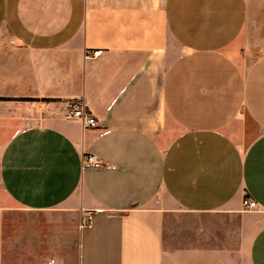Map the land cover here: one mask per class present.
<instances>
[{
    "label": "crops",
    "instance_id": "obj_1",
    "mask_svg": "<svg viewBox=\"0 0 264 264\" xmlns=\"http://www.w3.org/2000/svg\"><path fill=\"white\" fill-rule=\"evenodd\" d=\"M5 262L264 264V0H0Z\"/></svg>",
    "mask_w": 264,
    "mask_h": 264
},
{
    "label": "built area",
    "instance_id": "obj_2",
    "mask_svg": "<svg viewBox=\"0 0 264 264\" xmlns=\"http://www.w3.org/2000/svg\"><path fill=\"white\" fill-rule=\"evenodd\" d=\"M99 53H101V50L99 49H95L92 52L85 51L84 57H94ZM63 117L65 119H79L84 123V125H94L96 123V119L80 101H73L72 103H70L69 107L64 112ZM82 162L84 165H96L100 161L95 155L86 153L83 156ZM255 205L256 203L252 199H248L246 197L242 199V208L244 210L252 209Z\"/></svg>",
    "mask_w": 264,
    "mask_h": 264
},
{
    "label": "rangeland",
    "instance_id": "obj_3",
    "mask_svg": "<svg viewBox=\"0 0 264 264\" xmlns=\"http://www.w3.org/2000/svg\"><path fill=\"white\" fill-rule=\"evenodd\" d=\"M4 264H14V263H10V262H5Z\"/></svg>",
    "mask_w": 264,
    "mask_h": 264
}]
</instances>
